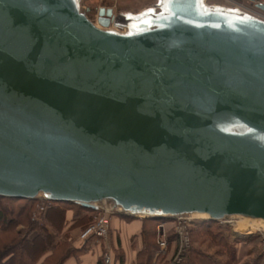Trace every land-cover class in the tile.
<instances>
[{
    "label": "water",
    "instance_id": "95a60500",
    "mask_svg": "<svg viewBox=\"0 0 264 264\" xmlns=\"http://www.w3.org/2000/svg\"><path fill=\"white\" fill-rule=\"evenodd\" d=\"M0 197L264 222V19L0 0Z\"/></svg>",
    "mask_w": 264,
    "mask_h": 264
},
{
    "label": "trees",
    "instance_id": "16d2710c",
    "mask_svg": "<svg viewBox=\"0 0 264 264\" xmlns=\"http://www.w3.org/2000/svg\"><path fill=\"white\" fill-rule=\"evenodd\" d=\"M39 200H20L0 197V264H67L70 260L82 263V256L96 242L90 238L82 242L81 248L71 245L68 234L62 235V229L55 225L66 223V211H73L70 230L85 229L98 215L100 209L84 207L77 203H51L47 212L38 218L34 217ZM116 215L111 216L113 218ZM118 217L131 222L140 220L142 229L140 237L143 247L132 264H162L164 256L159 253L157 233L160 222L164 219L143 218L118 214ZM62 235V236H61ZM192 248L190 255L183 264H201L203 259L209 264H261V259L254 262H241L238 250L241 245L260 238L250 236L236 239L230 243L217 226V222L204 223L191 232ZM136 237H133L132 242ZM211 241V246H218V254L226 256L221 263L214 256L207 255L202 250L205 242ZM115 263L125 264V256L121 249L115 250ZM264 255V254H263ZM262 257V256H261ZM264 258V257H263ZM97 264H107L105 256H101ZM176 264V263H164Z\"/></svg>",
    "mask_w": 264,
    "mask_h": 264
},
{
    "label": "crops",
    "instance_id": "0c3cea01",
    "mask_svg": "<svg viewBox=\"0 0 264 264\" xmlns=\"http://www.w3.org/2000/svg\"><path fill=\"white\" fill-rule=\"evenodd\" d=\"M143 9V8H142ZM137 10V9H134ZM133 11V10H128ZM73 216V211L67 210L66 211V223L65 227L63 228V222L57 223L55 227L57 229H62V235L68 234L70 236V240H74L73 246L76 248H81L82 243L77 242V240L80 238L81 229H74L70 230L71 227V219ZM111 234L109 237L105 240H97L93 245L89 247V252L84 254L82 256V263L81 264H97L100 260L101 256H105V259L109 258L110 264L115 263V250L121 249L125 256V264H132L135 260L137 254L141 251L143 247L142 239L139 236L141 229H142V223L140 220L135 221H127L123 219L122 217H114L111 220ZM169 231L171 228H168ZM61 235V236H62ZM133 237H136L134 240V244L132 242ZM171 242V241H170ZM230 242V241H229ZM231 243H233L231 241ZM207 244H204L202 246V250H204ZM172 246V245H170ZM254 244L246 243L244 245H241L238 250V259L241 260V262H254L256 259H261V264H264V255L257 254L254 250L256 248L253 247ZM244 247V248H242ZM173 248V246H172ZM108 249V250H107ZM207 249H209L208 252H204L207 255L214 256L218 259L226 258V256L217 255V252L219 250L218 246H209ZM104 250L105 253L102 252ZM217 250V251H216ZM107 251H109L107 253ZM164 258L169 261L174 256V250L171 249L169 251H166L163 253ZM262 256V257H261ZM107 257V258H106ZM217 260V259H216ZM224 260V259H223ZM205 261L203 259L200 260L201 264H203ZM67 264H77L76 260H70Z\"/></svg>",
    "mask_w": 264,
    "mask_h": 264
},
{
    "label": "rangeland",
    "instance_id": "374dc122",
    "mask_svg": "<svg viewBox=\"0 0 264 264\" xmlns=\"http://www.w3.org/2000/svg\"><path fill=\"white\" fill-rule=\"evenodd\" d=\"M150 1L153 3L155 0H82V6L87 7V8H91L92 10H95V9L97 10L98 8L104 6V7L113 8L115 11L117 9H120V8L121 9L135 11L134 9L140 10V9L150 5L149 4ZM208 3L212 4V5H223V6H229V7H237V8H240V9L244 10V11H247V12H249V13L255 15V16H260L261 18H264V12L256 7L257 4H264V0H208ZM117 14H119V13H117ZM88 16L93 22H95V24L98 25V22H97L98 17H97L96 13H94V12L89 13ZM101 206L104 207V208L105 207L106 208L112 207L111 204H107V203L104 204V205H101ZM37 210H38V206H37ZM99 213H98V215H99ZM116 214H117V216H114V217H118V214H120V213L118 212V213L109 215L110 219L112 220L111 216L116 215ZM35 215H36V213L34 214V217H35ZM196 218L194 219L193 215H190L188 217V219H187V220H189V223H190V225L188 223L189 228H190V233L193 231V229L197 228L198 226H200V225H202L204 223L210 222L209 220H203V219L202 220H196ZM138 219H143V218H138ZM233 221H234V223H228V222L227 223H217V226L220 227V231L224 234V237L227 238L228 241H230V243H231V241L235 242L236 239H245V238H248L250 236H260V238L253 239V241L249 242V244L253 243L254 244L253 247L256 248V250H254V251L257 254L259 253V254L263 255L262 251H261L262 235L260 233V232H263V231L256 232V230H255V232H253L251 234L246 232V234H243V235L241 234L240 235V234L236 233V226L238 224L237 223V219H235ZM186 222H188V221H186ZM175 226H176V220H174V219H172V220H163V221L160 222V225L158 227V233H157V244L159 246V251H160V245H159L160 240L164 239L165 237H168L167 239H169L168 240L169 241V246H168V250L167 251L173 249L174 250V254L176 253V248H177L178 245L174 241ZM168 228H171V230L169 231ZM111 230H110V234H111ZM82 231H81V233H82ZM81 233H80V235H81ZM208 240L209 241L204 243V244H207L206 245L207 247H205L204 250H203L204 252H208L209 249H207V248L209 246H211V244H212L210 239H208ZM191 241H192V236H191ZM77 242H81L82 243L83 241L81 240V238H79L77 240ZM71 245L73 246V243H71ZM170 245H172L173 248ZM242 248H244V247H242ZM88 252L89 251H87L86 253H88ZM102 252L105 253L104 250H102ZM108 252L109 251H107V253ZM217 255H219V254L217 253ZM108 259L109 258H107L106 262H107V264H110V263H108L109 262ZM172 259H173V257L169 261H167L164 258L162 260V264L170 263V262L174 263V262L171 261ZM216 259H217V261H219L221 263H224L227 258H223L224 260L223 259H218V258H216ZM202 262H204L203 264H209L207 261H202Z\"/></svg>",
    "mask_w": 264,
    "mask_h": 264
},
{
    "label": "built area",
    "instance_id": "2783aa9c",
    "mask_svg": "<svg viewBox=\"0 0 264 264\" xmlns=\"http://www.w3.org/2000/svg\"><path fill=\"white\" fill-rule=\"evenodd\" d=\"M38 200H39V205L35 218H38L39 216L45 214L51 204L42 197H40ZM99 209H100L99 215L95 217L94 220L82 231L80 235L82 241H87L90 238H96L97 240H105L109 237L111 230V219L109 215L118 213L119 210H115L112 207L104 208L101 205ZM189 216L190 215L178 216L174 219L176 220L174 241L175 243H177L178 246L176 248V253L174 254L173 259L171 261L176 264H183L187 260L190 254V250L192 248L191 233L189 228L190 223L189 220H187ZM224 221H221L219 223H225ZM261 235H262L261 251L262 254H264V233L262 232ZM167 238L168 237H165L164 239L160 240L159 253L163 254L168 250L169 239Z\"/></svg>",
    "mask_w": 264,
    "mask_h": 264
},
{
    "label": "bare ground",
    "instance_id": "6f19581e",
    "mask_svg": "<svg viewBox=\"0 0 264 264\" xmlns=\"http://www.w3.org/2000/svg\"><path fill=\"white\" fill-rule=\"evenodd\" d=\"M193 217H194V219L197 217L196 220H202V219L203 220H209V216L204 215V214H194ZM235 219H237V223H238L236 226V233L237 234L243 235V234H246V232L251 234V233L255 232V230H256V232L263 231V233H264V222L261 220H249V219H245L242 217H232V218L225 220L224 222L225 223H227V222L228 223H234L233 220H235Z\"/></svg>",
    "mask_w": 264,
    "mask_h": 264
},
{
    "label": "flooded vegetation",
    "instance_id": "af4514ba",
    "mask_svg": "<svg viewBox=\"0 0 264 264\" xmlns=\"http://www.w3.org/2000/svg\"><path fill=\"white\" fill-rule=\"evenodd\" d=\"M152 2L150 1L149 2V4H151ZM90 7V6H89ZM116 13H119V14H125V13H127L128 12V10H126V9H117L116 11H115ZM98 17V16H97Z\"/></svg>",
    "mask_w": 264,
    "mask_h": 264
}]
</instances>
